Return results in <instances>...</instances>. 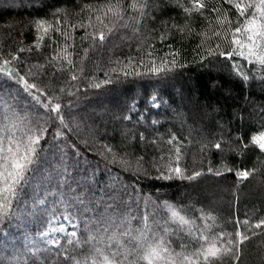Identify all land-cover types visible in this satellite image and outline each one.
Returning a JSON list of instances; mask_svg holds the SVG:
<instances>
[{
	"label": "trees",
	"instance_id": "obj_1",
	"mask_svg": "<svg viewBox=\"0 0 264 264\" xmlns=\"http://www.w3.org/2000/svg\"><path fill=\"white\" fill-rule=\"evenodd\" d=\"M106 2L0 0V64L18 57L7 66L16 70L11 76L0 73V98L17 115L28 117L25 124L41 117L47 129L14 200L15 215L0 224V264H34L26 246L44 249L35 264H68L61 254L71 247L68 238L51 247L38 234L54 216L73 212L78 239L93 227L86 222L105 212L147 213L162 225L167 205L183 209L197 225L204 223L202 212L211 214L216 232L234 233L236 220L254 224L264 218V154L243 148L252 134L264 130V67L239 55L220 54L233 45L217 16L227 11L235 21L236 10L223 0H207L202 14L189 17L183 11L191 7L187 0L183 6L178 0H154L138 33L131 25L120 27L103 45L94 46L85 38L93 28L79 27L89 22L84 6ZM127 15H133L131 10ZM57 19L63 24L55 25ZM38 21L63 28L69 39L50 32L36 49ZM92 23L102 27L94 17ZM65 43L73 66L50 62ZM72 74L78 79L72 80ZM20 76L44 95L36 89L26 92ZM109 94L116 97L109 99ZM49 102L61 105L58 115L45 110L43 104ZM57 131L63 135L57 137ZM172 137L176 139L169 144ZM177 147L183 176L168 171L177 165ZM251 169L256 171L247 179L237 176ZM197 172L201 174L195 179L187 178ZM132 223L139 226L140 221ZM248 234L238 260L227 256L216 264H264V227ZM171 239L176 247L179 239Z\"/></svg>",
	"mask_w": 264,
	"mask_h": 264
},
{
	"label": "snow or ice",
	"instance_id": "obj_2",
	"mask_svg": "<svg viewBox=\"0 0 264 264\" xmlns=\"http://www.w3.org/2000/svg\"><path fill=\"white\" fill-rule=\"evenodd\" d=\"M183 6L184 0H178ZM154 0H107L103 5L96 7L85 5L84 8L89 12V22L87 25L81 24V28H93L92 32L86 31V37L90 38L93 45H103L108 37L114 33L117 28L125 29L132 27L134 33L139 32L141 18L147 15V11L153 6ZM191 7H183V11L189 17L193 12L203 13L207 9V0H187ZM224 4L230 5L236 10V20L228 19L229 13L224 12L223 17L217 16L216 23L227 30L231 35V44L233 48L228 52H221V55L232 57L239 55L248 60L249 63H256L264 67V0H223ZM129 10L133 15H127ZM57 9V15L60 13ZM213 13L219 12V9L212 8ZM102 27H95L92 18ZM108 20V23L105 21ZM235 27H232L233 24ZM63 21L57 19L55 25H62ZM53 23L46 21L37 22V41L34 44L36 49L41 46V41L45 39L50 32H60L65 41L69 39V33L61 27H56ZM73 27H77L74 25ZM181 33L186 28L177 26ZM214 36H219L220 32L213 31ZM166 37H162L164 39ZM69 44L65 43L61 49H57V54L50 57L51 61L63 60L69 66L74 65L72 54L68 51ZM24 49H21L23 51ZM85 53L88 49L84 50ZM210 54H214L210 51ZM18 57L11 56L0 64V73L11 76L16 70L9 69L7 66ZM175 62L174 60L172 61ZM40 67H43L41 65ZM248 79L247 76L244 77ZM72 80L78 79L75 74L71 75ZM23 81V87L26 92L36 89L40 95L42 91L37 89L36 85L28 82L25 77L20 76ZM99 87V85H96ZM63 91V90H62ZM31 94V93H30ZM71 94V93H69ZM37 104L40 103L39 96H33ZM43 107L46 111H51L57 115L60 112V104L45 103ZM0 110H5L3 120L5 123L0 125V224L9 220L15 215L13 208L14 200L18 197L20 187L31 171V166L36 163L38 156V146L47 131L46 127L40 123L41 117L25 124L27 116H20L12 110V106L6 100L0 98ZM11 115H8V111ZM21 133L22 135H18ZM63 134L59 131L56 136ZM172 137L168 143L172 144L175 140ZM215 148L221 149V144L216 143ZM245 150L255 148L264 154V130L252 134L247 142L243 144ZM175 167H169L168 171L177 176H183V169L179 166L181 149L177 147ZM256 170H244L237 172L240 179H247ZM201 173L197 172L188 179H195ZM219 174V173H217ZM42 204L43 201H40ZM83 204V200H80ZM111 205H106V208ZM84 211H90L85 208ZM168 216L164 218L161 225L154 217L145 213L142 217L121 213L113 215L105 212L90 218L87 223L93 225L87 229V236L81 239L77 238V232L66 233L68 237L67 244L71 247H65L63 253L65 261L68 264H216L224 257L231 256L234 260L239 259L240 246L250 239L248 234L252 228L261 229L264 227V218L258 222L250 224L248 219L243 221L236 220V231L226 233L224 231H213L215 228V217L208 213H203L199 217L202 223L197 225L196 220L182 214L183 209L173 205H167ZM75 213H69L65 219H70ZM139 220V226H134L132 221ZM212 221V223H208ZM175 225V229L171 228ZM73 227H76L74 224ZM50 232L64 233L63 226L51 228ZM49 231L40 232L45 245L56 247L60 245L59 239H49ZM255 235L256 233H251ZM176 237L179 244L174 247L175 241L171 239ZM177 248L179 250H177ZM44 249L36 247L27 248L29 258L39 259L37 253ZM34 259V264H35ZM27 264V261H25Z\"/></svg>",
	"mask_w": 264,
	"mask_h": 264
},
{
	"label": "rangeland",
	"instance_id": "obj_3",
	"mask_svg": "<svg viewBox=\"0 0 264 264\" xmlns=\"http://www.w3.org/2000/svg\"><path fill=\"white\" fill-rule=\"evenodd\" d=\"M114 95L113 94H109L107 96V98H109V99L112 98L113 99V98L116 97V96L114 97ZM150 101L155 106L157 105V103L155 102V98L154 97H152L150 99ZM185 200L187 201V199L184 198V202H185ZM65 217L66 216H63V215H56V216H54L51 219L49 226L46 229H44L42 232H44V231H49L50 232L51 228H53V227L59 228V227L63 226V228L65 229V232L64 233H60V232H50V236L48 238L49 239L55 238V239H59L60 240L61 238L66 237V238L69 239L70 237H68L66 235V233H70V232H73V231L76 232V230H77V223H76L75 220H73L71 218L70 219H65ZM74 224L76 225V227H73Z\"/></svg>",
	"mask_w": 264,
	"mask_h": 264
}]
</instances>
